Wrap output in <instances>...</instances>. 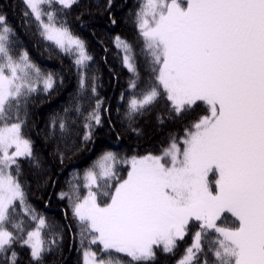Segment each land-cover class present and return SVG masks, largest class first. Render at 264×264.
<instances>
[{"label": "rangeland", "instance_id": "rangeland-1", "mask_svg": "<svg viewBox=\"0 0 264 264\" xmlns=\"http://www.w3.org/2000/svg\"><path fill=\"white\" fill-rule=\"evenodd\" d=\"M24 1L44 35L72 52L81 66L87 58L84 43L54 22V13L47 9L50 0ZM57 1L70 6L75 0ZM139 16L148 47L163 57L158 78L173 106L181 110L202 100L210 111L159 154L118 158L106 152L83 172H73L65 197L82 225L94 233L93 244L84 249L83 263L128 264L114 259L111 252L139 262L151 258L156 245L172 251L185 237L188 223L198 220L220 235L218 257L224 264H264V116L244 117L237 95L241 80L223 75L234 63L230 54L238 41L229 36L233 31L241 34L239 23L244 37L264 39V0H144ZM8 43V35L1 33L0 249L10 242L3 221L21 196L10 168L31 148L21 134V122L11 120L14 114L6 105L51 87V79L27 53L9 54ZM116 44L126 68L135 74L130 44L120 38ZM254 86L245 87L244 99L262 98L260 88L257 92ZM154 94L134 100V107L148 104ZM236 132L241 143L238 155L228 146L229 136ZM227 214L239 221L237 228L221 224ZM42 228L43 221L25 241L35 255L42 249ZM200 240L199 234L176 264H192Z\"/></svg>", "mask_w": 264, "mask_h": 264}, {"label": "trees", "instance_id": "trees-1", "mask_svg": "<svg viewBox=\"0 0 264 264\" xmlns=\"http://www.w3.org/2000/svg\"><path fill=\"white\" fill-rule=\"evenodd\" d=\"M143 3L75 0L65 6L50 0L47 9L54 13V22L84 43L87 58L79 66L72 52L44 35L24 0H0V34L8 35L9 54L20 57L27 53L51 79L50 89H38L22 101L6 105L13 111L11 120L21 122V134L31 148L10 168L21 196L10 205L3 221L10 242L0 249V264H84V249L93 244L94 233L82 225L65 197L73 172H83L106 152L118 158L159 154L209 114V105L202 100L181 110L173 106L158 78L163 57L148 47L139 26ZM242 30L239 23L241 34L230 33L238 41V70L233 75L226 69L224 79L241 80L237 95L242 99L239 105L244 117L264 116V39L246 38ZM117 38L130 44L135 74L126 68ZM252 84L262 94L257 101L243 97L245 87ZM152 92L148 104L134 107V100ZM113 192L114 187L107 196ZM42 221V249L35 255L25 241ZM198 222L188 223L185 237L172 251L156 245L154 255L139 262L130 255H110L128 264H176L200 234L201 246L192 253L191 263L224 264L218 257L220 235ZM225 223L239 226L228 214L221 220ZM96 247L105 252L101 245Z\"/></svg>", "mask_w": 264, "mask_h": 264}, {"label": "flooded vegetation", "instance_id": "flooded-vegetation-1", "mask_svg": "<svg viewBox=\"0 0 264 264\" xmlns=\"http://www.w3.org/2000/svg\"><path fill=\"white\" fill-rule=\"evenodd\" d=\"M237 28V27H236ZM238 46L235 49L234 57H233V61L234 63H231V65L229 66V70L230 73H232L233 75L235 74V72L238 70ZM232 53V52H231ZM231 55V54H230ZM231 142L228 144V146H232L231 148H235L237 150V152H235L236 155H238V147L240 146V139L238 137V132H236L234 135L229 136Z\"/></svg>", "mask_w": 264, "mask_h": 264}]
</instances>
